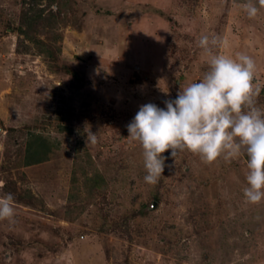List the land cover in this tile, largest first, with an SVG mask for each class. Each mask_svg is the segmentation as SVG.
<instances>
[{
    "label": "rangeland",
    "instance_id": "1",
    "mask_svg": "<svg viewBox=\"0 0 264 264\" xmlns=\"http://www.w3.org/2000/svg\"><path fill=\"white\" fill-rule=\"evenodd\" d=\"M62 2L61 20L36 21L32 40L18 27L33 2L0 0V194L11 192L15 209L0 218V264H264V199L244 196L243 153L208 162L178 150L151 184L127 129L141 104L163 107L202 77L204 34L219 36L214 52L254 58V100L264 108V5L255 17L246 0L34 5L57 12ZM29 129L54 148L26 166ZM94 169L107 186L90 191Z\"/></svg>",
    "mask_w": 264,
    "mask_h": 264
},
{
    "label": "clouds",
    "instance_id": "2",
    "mask_svg": "<svg viewBox=\"0 0 264 264\" xmlns=\"http://www.w3.org/2000/svg\"><path fill=\"white\" fill-rule=\"evenodd\" d=\"M264 0H246L243 8L255 17ZM199 46L207 53V70L188 83L161 107L143 103L127 124L128 137L143 148L144 180L155 184L164 173L168 156L189 149L211 162L246 157V200L264 199V108L258 107L253 88L256 62L244 52L235 56L217 53L219 36L201 35ZM95 142V133L89 131ZM170 150L168 155H164ZM14 195L0 194V218L14 216Z\"/></svg>",
    "mask_w": 264,
    "mask_h": 264
},
{
    "label": "trees",
    "instance_id": "3",
    "mask_svg": "<svg viewBox=\"0 0 264 264\" xmlns=\"http://www.w3.org/2000/svg\"><path fill=\"white\" fill-rule=\"evenodd\" d=\"M33 4L31 6H28L26 10H24L21 13L20 19H21V24L18 27L20 33L24 34L25 37L30 38L32 40H35V37L31 34V27L32 25L38 21L42 20V24L45 26L47 23H52L55 24L58 22V20H61L60 14H62L65 11V8L63 5V2L59 4L57 7L58 10L57 12L52 11V9H49L48 11L46 10V6L41 5L38 8H35V4H39L40 0H31ZM23 24L25 27L23 28ZM43 40H39L41 43ZM43 45L46 46V53H51L49 52V44L43 43ZM48 47V49H47ZM9 130H15L14 127H11ZM54 148V141L47 135L37 131V130H32L29 129L26 132L25 138H24V151L22 158L20 160L21 165H31V164H37L40 162H44L48 160L51 156V153ZM86 182L90 183V191L92 189H98L107 186V181L106 177L101 171V169H94V172H92L90 175L86 174L85 177ZM6 185L8 186L7 182ZM93 193V192H91ZM33 195L27 193V195L23 198L18 197L19 199H25L26 197L32 198ZM157 198V195L155 196ZM142 209L139 211V213H145L146 209L148 208V204L141 203ZM70 212V211H67Z\"/></svg>",
    "mask_w": 264,
    "mask_h": 264
},
{
    "label": "water",
    "instance_id": "4",
    "mask_svg": "<svg viewBox=\"0 0 264 264\" xmlns=\"http://www.w3.org/2000/svg\"><path fill=\"white\" fill-rule=\"evenodd\" d=\"M155 204H156V201L155 200L152 201V204L151 205L154 206Z\"/></svg>",
    "mask_w": 264,
    "mask_h": 264
}]
</instances>
